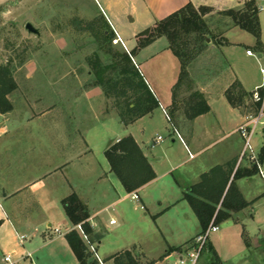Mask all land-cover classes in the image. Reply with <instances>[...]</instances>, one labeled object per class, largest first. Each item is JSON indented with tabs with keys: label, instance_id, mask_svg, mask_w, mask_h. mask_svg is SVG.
<instances>
[{
	"label": "rangeland",
	"instance_id": "1",
	"mask_svg": "<svg viewBox=\"0 0 264 264\" xmlns=\"http://www.w3.org/2000/svg\"><path fill=\"white\" fill-rule=\"evenodd\" d=\"M100 3L105 8L102 0ZM99 8L97 0H0V64L13 59L16 88L7 98L12 107L17 108L14 120L23 124L18 140L13 132L0 142V184L7 188V185L13 187L29 182L23 192L10 201L4 200V192L0 188L1 207L8 213L10 206H14L13 212L34 225L28 234L36 229L37 220H42L50 212L56 213L54 227L66 232L74 224L61 204L57 210L53 202L55 197L58 200L75 191L86 202L89 212L96 214L94 222L97 223L100 241L87 235L101 260L129 248L139 254V264H148L151 259L179 264L186 254L175 251L168 256V249L185 244L184 248L190 244L185 243L187 240L202 232L190 203L181 199L182 187L193 182L188 172L195 174L202 159L208 162L212 155L210 160L217 159L216 149L220 150L228 139L238 136L242 144L234 130L245 121V115L241 117L239 113L237 125L228 124L222 133L216 134L215 129H210L213 134L207 135V128L214 126L217 116L223 118L227 105L222 94L209 95L207 99L212 114L191 126L198 142L191 144L190 132L182 131L190 147L187 151L181 144L179 133L174 130L173 122L163 113L159 114V110L129 127L121 123L117 109L110 111L109 104L106 107L110 112L102 114L97 100L88 102L81 93L77 95L82 86H91L94 79L87 58L97 52L106 64L111 58L107 50L113 53L127 49L123 42H116L118 36L107 19L103 20ZM261 17L264 18V13ZM207 19L212 29L210 37L216 42L227 19L217 13L209 14ZM29 21L39 29V36L26 30L25 25ZM101 29L108 30L111 41L99 32ZM130 34L131 29L127 28L123 36L127 38ZM210 37L209 45H205L190 62L188 75L180 84L182 91L175 96L170 112L175 109L179 116H173L176 125L180 117L186 119V108L179 104L193 101L191 96L199 86L198 81L202 79L206 84L219 74L214 63V60L218 63L219 57H215V49L209 47L212 43ZM22 59H25L23 63ZM53 77L64 79L59 80L63 90L65 84H73V96L68 92L69 103H65L66 95L60 97L55 91L57 89L50 85ZM251 100L249 98L247 105L245 103L242 107L245 114L256 115L258 112L253 110ZM110 104L114 107L112 100ZM126 134L136 135L148 146V154L158 175L156 181L139 191L142 199L140 196L134 199L132 193L124 190L111 171L105 154L111 142ZM158 136L163 139L156 142ZM57 137L59 141L55 140ZM60 142L64 144L63 150H60ZM252 144L256 154L264 152V123L257 125ZM199 147L206 148L202 157L197 156ZM212 151L215 152L211 154ZM191 154L197 157L193 159ZM66 162V168L53 173L55 167ZM173 162L183 164L170 171ZM247 163L252 167V162ZM37 180L31 189L29 184ZM256 180L255 185L261 193L264 191V178ZM254 190L249 186L245 189L251 200L257 194L252 193ZM170 204L173 205L169 207ZM252 205L253 208L239 213L240 222L227 220L218 224L219 229L210 233L198 264L210 263L213 256L210 246L219 255L220 264H264V193ZM105 206L114 208L100 212ZM112 218L116 220L115 224H110ZM242 223L251 239L250 249L246 244L248 238L242 237ZM143 252L147 257H141ZM92 259L101 264L94 252ZM62 262L71 264L67 259ZM74 264L80 263L76 261Z\"/></svg>",
	"mask_w": 264,
	"mask_h": 264
},
{
	"label": "crops",
	"instance_id": "2",
	"mask_svg": "<svg viewBox=\"0 0 264 264\" xmlns=\"http://www.w3.org/2000/svg\"><path fill=\"white\" fill-rule=\"evenodd\" d=\"M102 1L105 4V8L100 3V0H97V2L100 5L99 10L102 12L103 16L107 19L110 25L113 27L117 36L121 38V42H123V44L125 45L131 58L133 59L137 67L140 69L142 74L144 75L147 85L149 86L151 91L155 94V96L158 98L160 103V106L154 109L151 113L138 118L133 123L127 126L129 127L132 124L144 120V118L154 115L155 112L159 110V114L163 113L168 120L173 122L174 124L173 126L175 128L174 130H177V132L180 135L181 138L180 141L182 146L187 151L190 150V147L187 143V140L185 139V136L182 134V131L184 129L186 130L185 131L186 133L190 132L189 138L191 144L193 145L196 144L198 141L195 138L193 130H191V126H195V123L201 122V120H203L206 116L212 114L213 111L210 104L208 103L210 107L208 112L197 116L191 121L188 120L187 118L183 119L182 117H180V119H178V124L176 125L173 121V116L178 118L179 116L176 115L175 109H173L172 112H170V109L172 108L173 105V99L175 98L178 92L182 91L180 85L178 87H175L180 78L181 63L178 57L168 47L169 43L167 38L166 37L157 38L149 45L136 51L134 55H132L130 51L136 48L137 46V39H136L137 34L147 29L148 27L154 25V23L157 20L163 19L169 16L170 14H172L173 12L179 10L189 2H192L197 7L210 6L213 7L215 10H226L231 8H241L246 0H102ZM262 13L264 12L259 11V19L261 23V39L263 42V46L261 47L257 46V37L255 35L242 29L239 26L233 25L230 21H228L227 26H223L221 31H219V35L218 38H216V42H214L213 39L211 38L212 43L210 44L209 47L215 49L214 55L215 57L216 56L219 57L218 63L214 60V63H216L217 65L216 70L219 72V74L216 75V77L214 76L213 80L210 82L208 81L206 84H204L202 79H200L198 81L199 86L196 91L203 93L207 102H208L207 98L209 97V95L222 94L226 98L227 105L225 106L226 110L224 112L223 118L221 117L219 118L217 116L215 119L216 122L214 123V126L212 128H207L209 130V131L207 130V135L209 136L213 134L212 132H210V129H215L217 134L219 131L222 133L225 130L224 127L227 126L228 124L237 125V121H238L237 118L239 113L241 114V117L242 115H245L244 120L249 115V114H245V110L242 107L243 105L239 107H234L230 104V102L226 97V91L235 81H239L242 84L244 90L248 93V96H245L246 104L244 103L245 105H247V101L249 100V98H251L252 91L256 87L260 86L263 82L264 78L261 72V65L264 62V60L261 59V61H259L258 59L261 56V53L264 52V18L261 17ZM128 18H130V20H128ZM127 28L131 29V34L130 37L126 38L123 36V34L126 33ZM209 41L210 39L208 38L207 45H209ZM248 50H251L255 55L248 54L247 53ZM209 60L211 59L209 58ZM87 72L89 74V71ZM59 80H64V79L61 78L58 79L53 77V79L50 80V85L57 89L54 90L58 93L60 97L62 96L63 98V96L66 95L65 103L67 104L69 103L68 92H70L71 95L73 96L72 94L73 84H69V85L65 84V89L63 90L64 86L59 84L60 82ZM214 84L216 85L214 86ZM79 93H81V96L85 98L86 101L88 102L89 101L93 102L94 100H97L98 106L100 108V112L102 114H107L112 109H116L115 107H112V105L110 104V99L105 95L101 86H94V85L87 87L82 86L79 89V91H77V95H79ZM39 100L40 98H38L37 102ZM107 104L110 105L109 112L107 111V107H106ZM180 106L181 107L185 106V103L181 102ZM16 110H17L16 106H13L10 111L7 112L0 111V142H3L5 138L10 133L13 132H15L14 135L17 137V140L19 139V129L20 126L23 124L22 123L20 124L18 123V121L14 120L15 118L14 115ZM34 116L35 115H33L32 117ZM238 128L239 127H237V129H235L234 131L238 133V135L242 139V144L240 143L238 136L237 138L228 139V141L220 148V150L216 149L217 150L216 152L212 151L211 154L215 152V154L218 155L217 159L210 160L211 159L210 157H213L214 155L209 156L208 162L205 161V159H202V161H200V166H198L197 171H195V174L188 172L189 175L193 178V182H191L189 185L182 187L181 199L186 200L183 198L184 190L187 187H190L198 183L201 180V176L204 173L209 172L213 167L218 165H224L233 160L236 161L235 169H237L239 166L248 165V163L246 164V162H249L247 160L239 162V158L243 150L244 142H243V138L241 137L238 131ZM128 135H132L135 138V140L138 142L141 149L143 150L145 156L149 159L154 171L156 172L155 164L151 160V157L149 156L147 151V149H149L148 146L143 141L139 140L134 134H126L124 136H128ZM124 136L117 137L115 141L120 140ZM157 138H156V142H159ZM55 140L59 141V138L57 137V139L55 138ZM62 141L63 139L61 140V142ZM61 142H60V146H61L60 150H63L62 147L64 144ZM173 142H175V140H173ZM56 145L58 146V143H56ZM56 145L55 147H57ZM67 146H68V139L65 140V147ZM70 146L72 148V141H70ZM205 150L206 148L204 149L199 147L197 156L202 157ZM258 156L260 158V161L263 163L264 152L262 151L260 154H258ZM191 157L193 159L196 158L194 154L193 155L191 154ZM157 159L160 160L161 157H158ZM181 164L183 163L181 162L180 164H177L176 162H173L171 163L169 170L174 171L177 169L176 166H179ZM67 165L68 162L55 167L53 173L62 171L64 168L67 167ZM43 177H45V175L42 176L40 179H42ZM260 177L263 178L258 171L254 175L243 176L236 180V184L239 190L241 191L244 199L248 202V205L242 210L234 212L232 217H230L227 220L233 221L234 223L240 222L239 213L241 211H244L246 208L249 209L253 208L252 205L253 202L256 200L257 197L261 196L264 193L263 190H262L263 192L260 193L255 185L256 183L255 181H257L256 178L260 179ZM157 179H158V175L152 182L142 187L141 189L137 190L136 193L139 195V191L144 190L147 186H150L151 183H153ZM28 183L29 182H25V183L22 182L21 184H18L17 186H13V187H11V185L10 186L7 185V188L0 184V188L4 192L3 193L4 200L10 201L15 196L21 194L23 190L27 187L26 185H28ZM37 183L38 180L34 181L33 183H30L29 186L31 187V189H34V186ZM39 185L40 184H38L37 186ZM248 186L256 190V191L254 190L252 193L255 194L257 193L252 200L249 198L248 196L249 194H246L245 192V189L248 188ZM72 193H76V192L74 191L71 192L70 194ZM68 195H66L65 197H67ZM65 197H60L58 198V200L55 197V200L53 202V207H56L58 210L60 208L58 205L61 204V206L64 209L62 201ZM172 205L173 204H170L169 207H171ZM109 208H114V207L105 206V208L100 212L104 210H108ZM9 209L10 212L7 213L1 207V202H0V264H5L4 256L5 254L8 253L13 254L15 258L20 261V264H62L63 259H67V261H70L69 263L74 264L76 261H78L75 253L73 252L67 240V234L73 230H75L83 239L82 235L80 234L79 230L76 228L75 224L73 228L64 232L61 229L54 227L55 225L54 223L57 221L56 213L50 212V214H46L42 220H37L36 229L33 231L32 234H28L27 231L31 230L34 225H32L30 222H27L26 220L21 219V216L18 213L13 212L14 206L12 207L10 206ZM64 212L66 213L65 209ZM95 215L90 213L89 222L93 228L94 233L100 235V233L96 229L97 223L94 222ZM111 220H115V219L112 218ZM242 228H243L242 237L248 238V240L251 243L249 233L245 228L244 223H242ZM19 235H25L26 239L22 242L19 238ZM195 237L196 236H192L185 243H191ZM97 240L100 241V239ZM83 241L86 243L84 239ZM251 246L252 244L249 247L247 246V248L250 249ZM172 247H181V245L172 246ZM129 250H133V249H129ZM172 252H168L166 253V255L169 256L170 253ZM110 257H108L106 260H101L102 263L114 264L113 260L110 259ZM141 257H147V256L143 252V255H141ZM75 259L76 261H74ZM150 261H155L154 264H166L163 261H160V259H151ZM78 263L80 262L78 261Z\"/></svg>",
	"mask_w": 264,
	"mask_h": 264
},
{
	"label": "trees",
	"instance_id": "3",
	"mask_svg": "<svg viewBox=\"0 0 264 264\" xmlns=\"http://www.w3.org/2000/svg\"><path fill=\"white\" fill-rule=\"evenodd\" d=\"M217 13L226 17L223 26L230 21L233 25L252 33L257 37V46H263L261 39V23L259 10L255 0H246L241 8L215 10L210 6H195L189 2L169 16L157 20L154 25L137 34V46L130 51L132 55L139 49L149 45L159 37H166L169 48L181 62V74L175 87H178L188 75L190 62L199 54L210 37L211 27L207 16ZM102 18L104 20L103 14ZM105 28V27H104ZM219 29V28H218ZM106 40H112L107 29H101ZM211 38V37H210ZM220 42V41H217ZM263 52V50H262ZM109 61L104 64L100 55L95 52L87 58L94 79L90 85L101 86L105 95L112 100L122 123L127 126L138 118L151 113L160 106L158 98L146 83L145 77L137 67L130 54L123 51L111 52ZM25 59H22L23 63ZM16 88L13 76V59L0 64V111L7 112L12 109L7 96ZM248 93L239 81H235L226 91L230 104L239 107L245 103ZM193 101L186 104V118L193 120L197 116L209 111V104L203 93L196 91L191 96ZM175 98L173 99V105ZM180 105V104H179ZM260 104L253 102V110H259ZM111 171L115 173L125 190L136 192L152 182L156 177L149 159L145 156L138 142L132 135L124 136L111 143L105 151ZM249 163H251L249 161ZM252 167L239 166L235 169L236 161L213 167L201 176V180L184 190L183 198L191 204L202 228L205 231L213 222L219 224L230 217L234 212L240 211L248 205L239 190L236 180L243 176H251L258 172L256 164ZM68 218L75 225L81 224L84 231L94 240L100 235L94 233L89 222L90 213L88 205L77 193H72L62 201ZM67 240L80 264H96L92 259V252L81 236L75 231L67 234ZM249 247L250 241L246 239ZM181 247H170L168 252L181 251ZM212 257L209 264H220L221 260L213 246H210ZM139 254L135 250H124L110 257L114 264H139ZM150 261L148 264H154Z\"/></svg>",
	"mask_w": 264,
	"mask_h": 264
},
{
	"label": "built area",
	"instance_id": "4",
	"mask_svg": "<svg viewBox=\"0 0 264 264\" xmlns=\"http://www.w3.org/2000/svg\"><path fill=\"white\" fill-rule=\"evenodd\" d=\"M255 1L256 3L258 2L257 4L258 10L261 12H264V0H255ZM115 40L116 42H118V41H121V38L118 36V38ZM247 53L251 55H255L251 50H248ZM258 59L259 61H261V59L264 60V52L261 53V56ZM261 72L264 78V62L261 65ZM251 99L253 102H258L260 106H259L258 113L256 115H248L245 121L238 128V131L241 137L243 138V142H244V146H243V150L241 152L240 158H239V162L248 160L256 164L260 175L264 178L263 163L260 161L258 154L255 153L254 147L252 144V136L257 128V125L259 123H264V121L262 120V117L264 116V79H263L262 84L256 87L252 91ZM162 139H163L162 136H158L157 138L158 141ZM132 198L138 199L139 195L136 192H134L132 193ZM110 223L114 224L115 220H111ZM76 228L79 230L83 239L88 244L90 250L95 253L97 259L102 263L97 253L96 247L90 241L82 225L78 224L76 225ZM218 229H219V226L212 222L205 231H202L201 233L197 234L194 240L188 246L182 248V250L180 251V253H185L186 257L185 258L181 257V259L179 260V264H198L199 258L202 254V251L205 245L207 244L210 233L216 232L218 231ZM19 238L23 242L26 239V236L19 235ZM4 262L5 264H20V261L16 259L15 256L11 253L5 254Z\"/></svg>",
	"mask_w": 264,
	"mask_h": 264
},
{
	"label": "water",
	"instance_id": "5",
	"mask_svg": "<svg viewBox=\"0 0 264 264\" xmlns=\"http://www.w3.org/2000/svg\"><path fill=\"white\" fill-rule=\"evenodd\" d=\"M25 28L28 32L30 33H34V34H37L38 36L40 35V31L38 28H36L34 26V24L32 22H27L26 25H25Z\"/></svg>",
	"mask_w": 264,
	"mask_h": 264
}]
</instances>
